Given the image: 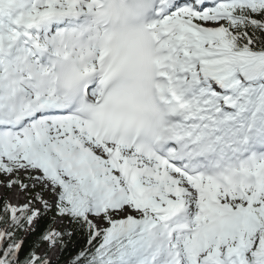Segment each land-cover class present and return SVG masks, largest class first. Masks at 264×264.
Here are the masks:
<instances>
[{
  "label": "snow or ice",
  "instance_id": "6c2138e0",
  "mask_svg": "<svg viewBox=\"0 0 264 264\" xmlns=\"http://www.w3.org/2000/svg\"><path fill=\"white\" fill-rule=\"evenodd\" d=\"M0 264H264V0H0Z\"/></svg>",
  "mask_w": 264,
  "mask_h": 264
}]
</instances>
